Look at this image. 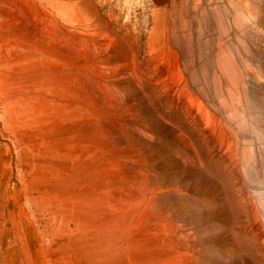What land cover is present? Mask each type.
I'll list each match as a JSON object with an SVG mask.
<instances>
[{"label":"rangeland","instance_id":"374dc122","mask_svg":"<svg viewBox=\"0 0 264 264\" xmlns=\"http://www.w3.org/2000/svg\"><path fill=\"white\" fill-rule=\"evenodd\" d=\"M0 264H264V0H0Z\"/></svg>","mask_w":264,"mask_h":264}]
</instances>
